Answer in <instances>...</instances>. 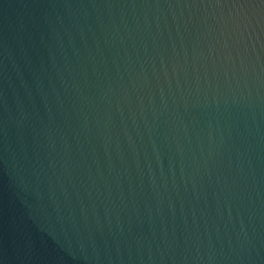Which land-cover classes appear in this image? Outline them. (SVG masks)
I'll return each mask as SVG.
<instances>
[{
    "label": "water",
    "instance_id": "water-1",
    "mask_svg": "<svg viewBox=\"0 0 264 264\" xmlns=\"http://www.w3.org/2000/svg\"><path fill=\"white\" fill-rule=\"evenodd\" d=\"M0 264H264V0H0Z\"/></svg>",
    "mask_w": 264,
    "mask_h": 264
}]
</instances>
